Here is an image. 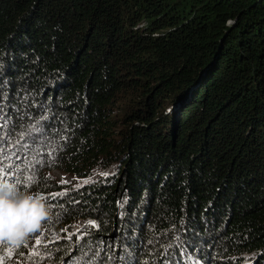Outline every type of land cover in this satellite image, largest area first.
I'll return each mask as SVG.
<instances>
[{"label":"trees","instance_id":"trees-1","mask_svg":"<svg viewBox=\"0 0 264 264\" xmlns=\"http://www.w3.org/2000/svg\"><path fill=\"white\" fill-rule=\"evenodd\" d=\"M0 180V264H264V0H0Z\"/></svg>","mask_w":264,"mask_h":264},{"label":"clouds","instance_id":"clouds-1","mask_svg":"<svg viewBox=\"0 0 264 264\" xmlns=\"http://www.w3.org/2000/svg\"><path fill=\"white\" fill-rule=\"evenodd\" d=\"M49 218L42 193L24 192L15 182L0 180V242L23 244Z\"/></svg>","mask_w":264,"mask_h":264},{"label":"rangeland","instance_id":"rangeland-1","mask_svg":"<svg viewBox=\"0 0 264 264\" xmlns=\"http://www.w3.org/2000/svg\"><path fill=\"white\" fill-rule=\"evenodd\" d=\"M55 175L63 181H72L75 180L73 177L71 176H67L65 173L61 172V171H54ZM89 220V219H88ZM98 225V221L96 222ZM83 225V224H82ZM77 231H79V227H74L72 228V232L76 233ZM261 251H259L258 253L256 252H252L250 254H246V260L240 262L239 264H255L256 261V257L261 256ZM258 260V259H257ZM81 262V261H80Z\"/></svg>","mask_w":264,"mask_h":264},{"label":"snow or ice","instance_id":"snow-or-ice-1","mask_svg":"<svg viewBox=\"0 0 264 264\" xmlns=\"http://www.w3.org/2000/svg\"><path fill=\"white\" fill-rule=\"evenodd\" d=\"M106 175V174H105ZM85 183H88V181H85ZM57 195H65V193H58ZM78 203V202H77ZM89 224H92V225H94V226H96V227H98L99 225H97L96 224V222L95 221H89L88 222ZM37 243H39V241H37Z\"/></svg>","mask_w":264,"mask_h":264},{"label":"water","instance_id":"water-1","mask_svg":"<svg viewBox=\"0 0 264 264\" xmlns=\"http://www.w3.org/2000/svg\"><path fill=\"white\" fill-rule=\"evenodd\" d=\"M89 219V220H88ZM88 219H86L84 222H83V225H82V227L85 225V224H87L89 221H95V222H97L95 219H92V218H88ZM97 224V223H96ZM81 227V228H82ZM81 228H79V229H81Z\"/></svg>","mask_w":264,"mask_h":264}]
</instances>
